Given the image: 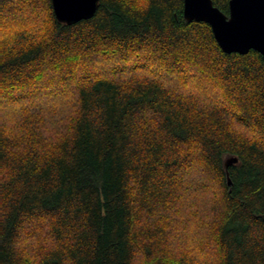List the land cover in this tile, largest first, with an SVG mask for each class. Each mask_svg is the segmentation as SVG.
Wrapping results in <instances>:
<instances>
[{"label":"trees","instance_id":"obj_1","mask_svg":"<svg viewBox=\"0 0 264 264\" xmlns=\"http://www.w3.org/2000/svg\"><path fill=\"white\" fill-rule=\"evenodd\" d=\"M183 10L100 0L66 24L0 0V264H264V56Z\"/></svg>","mask_w":264,"mask_h":264},{"label":"water","instance_id":"obj_2","mask_svg":"<svg viewBox=\"0 0 264 264\" xmlns=\"http://www.w3.org/2000/svg\"><path fill=\"white\" fill-rule=\"evenodd\" d=\"M58 21L74 24L92 18L100 0H51ZM188 21L207 22L220 47L227 53L247 54L256 50L264 56V0H229L225 13L213 0H184ZM238 157L225 161L228 185L232 184L229 166Z\"/></svg>","mask_w":264,"mask_h":264},{"label":"rangeland","instance_id":"obj_3","mask_svg":"<svg viewBox=\"0 0 264 264\" xmlns=\"http://www.w3.org/2000/svg\"><path fill=\"white\" fill-rule=\"evenodd\" d=\"M25 14L26 13H23V14L21 13L18 16V19L17 18L16 19H11L9 16H5V17H3V21H5V24L6 25L7 24L8 25H11L13 30H18L19 27H18L17 24H19L18 23L19 21H21V20L22 21L30 20V17L27 14L26 15ZM28 25L29 24H26L27 27H29ZM52 73L53 72H51L49 70L48 75L49 74H52ZM190 73L191 74H190V77L189 78L192 80L193 84L198 85V79L196 77V75H197V69L196 68H191ZM53 77H55V76H53ZM167 81H168L169 84L175 85L177 83V78L170 77V78H168ZM190 83H191V81H190ZM41 88H42V90L39 93L41 97L43 95H45V94H46V96H49V95L51 96V94H52L53 91H49V92L46 91L45 85L43 87H41ZM8 103H13V102H10V100H9L8 97L6 98V97L2 96V94H0V112L2 110H4L5 105H7ZM56 104H57V101H56ZM13 105L15 107L17 106L16 104H13ZM14 106H9L8 111H7V112H9V115H7V117H6V120H5L6 122H10L12 120V117L17 114V112H15ZM194 182H196V181L194 180ZM214 196H213V193L212 194L210 193L209 199L211 200V198H213ZM192 209L193 210H197L196 207H193ZM198 209H199V207H198ZM201 209L203 210V207L202 206H201ZM191 212H193L191 209H187L186 210V213L183 215V217H184L183 218V222L185 220V221H187V223H189V229L188 230H186V229L184 230L182 228H179L181 231H185V232L180 233V235L181 234L185 235V239L186 240L187 239L188 240H191V239H193L195 237L196 238V241H197L198 239H200L202 236L205 235V232H204L205 229H204V227L202 225H200V222H198V221L196 222L195 221L196 219L193 216H191ZM179 221H181V218L179 219Z\"/></svg>","mask_w":264,"mask_h":264}]
</instances>
